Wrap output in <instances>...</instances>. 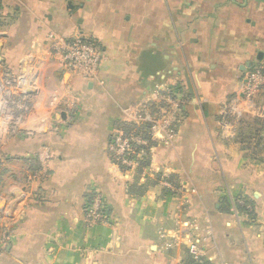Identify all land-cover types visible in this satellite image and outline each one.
Wrapping results in <instances>:
<instances>
[{"label": "crops", "instance_id": "crops-1", "mask_svg": "<svg viewBox=\"0 0 264 264\" xmlns=\"http://www.w3.org/2000/svg\"><path fill=\"white\" fill-rule=\"evenodd\" d=\"M0 7V264H264V89L243 90L264 72V0ZM50 34L93 41L97 78L65 70ZM176 103L173 142L119 167L113 132Z\"/></svg>", "mask_w": 264, "mask_h": 264}, {"label": "built area", "instance_id": "built-area-1", "mask_svg": "<svg viewBox=\"0 0 264 264\" xmlns=\"http://www.w3.org/2000/svg\"><path fill=\"white\" fill-rule=\"evenodd\" d=\"M4 19V11L0 7V24ZM49 40L59 58V63L65 70L87 80L97 78L106 57L93 41L79 36L58 41L54 34L49 35ZM262 89H264V72L256 69L248 75L244 83V95L248 100L253 101ZM140 112L136 117V123L138 126L145 124L143 129H132L128 132L124 127H119L113 132L109 151L112 160L119 167L130 170L138 167L143 153L149 148L152 149L155 141L162 140L168 145L177 136L175 126L180 112V106L177 103L169 114L165 113L160 118L156 117V114H153L147 106H144ZM104 207L101 197L97 196L87 208L89 224H96L104 218L106 214ZM197 248V245H193L190 251L197 254L199 252Z\"/></svg>", "mask_w": 264, "mask_h": 264}, {"label": "rangeland", "instance_id": "rangeland-1", "mask_svg": "<svg viewBox=\"0 0 264 264\" xmlns=\"http://www.w3.org/2000/svg\"><path fill=\"white\" fill-rule=\"evenodd\" d=\"M1 230H2V232L4 231L3 234L5 235L6 234V231L8 230V226L3 227V229H1ZM2 237H4V236H2ZM0 246L6 248L8 246L7 240L2 241V243L0 244Z\"/></svg>", "mask_w": 264, "mask_h": 264}, {"label": "trees", "instance_id": "trees-1", "mask_svg": "<svg viewBox=\"0 0 264 264\" xmlns=\"http://www.w3.org/2000/svg\"><path fill=\"white\" fill-rule=\"evenodd\" d=\"M129 132V130H127Z\"/></svg>", "mask_w": 264, "mask_h": 264}, {"label": "water", "instance_id": "water-1", "mask_svg": "<svg viewBox=\"0 0 264 264\" xmlns=\"http://www.w3.org/2000/svg\"><path fill=\"white\" fill-rule=\"evenodd\" d=\"M64 117V115H62Z\"/></svg>", "mask_w": 264, "mask_h": 264}]
</instances>
